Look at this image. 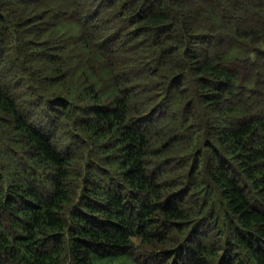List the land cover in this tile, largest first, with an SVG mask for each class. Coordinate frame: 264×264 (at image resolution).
Instances as JSON below:
<instances>
[{
	"label": "trees",
	"instance_id": "obj_1",
	"mask_svg": "<svg viewBox=\"0 0 264 264\" xmlns=\"http://www.w3.org/2000/svg\"><path fill=\"white\" fill-rule=\"evenodd\" d=\"M0 264H264V0H0Z\"/></svg>",
	"mask_w": 264,
	"mask_h": 264
}]
</instances>
